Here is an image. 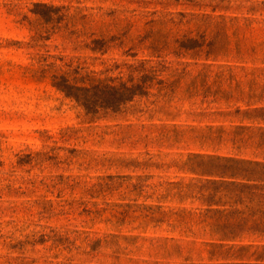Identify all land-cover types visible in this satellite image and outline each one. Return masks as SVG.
Masks as SVG:
<instances>
[{"label": "rangeland", "instance_id": "obj_1", "mask_svg": "<svg viewBox=\"0 0 264 264\" xmlns=\"http://www.w3.org/2000/svg\"><path fill=\"white\" fill-rule=\"evenodd\" d=\"M202 37L227 56L180 49ZM154 49L169 103L92 117L52 85ZM195 154L264 160V0H0V264H264V236L220 240L223 207L185 194Z\"/></svg>", "mask_w": 264, "mask_h": 264}, {"label": "trees", "instance_id": "obj_2", "mask_svg": "<svg viewBox=\"0 0 264 264\" xmlns=\"http://www.w3.org/2000/svg\"><path fill=\"white\" fill-rule=\"evenodd\" d=\"M94 44L92 50L102 54L106 52L107 41L95 40ZM180 49L194 52L192 56L195 59L203 55L205 60L213 61L219 56H227L228 51L214 46L213 40L205 43L204 37L201 40L189 39L180 45ZM160 50L154 49V52ZM237 52L240 53V49ZM173 53L180 55L177 51ZM154 56L158 60L143 59L137 64L125 65L126 80L122 76L96 77L97 72L87 71L82 63L74 66L72 62H66L62 73L52 75V85L92 117L101 112H119L137 98L153 97L154 104L161 101L169 103L173 100L174 82L169 84L162 78L161 68H165L166 60L161 59L160 53ZM193 159L198 162L195 166L189 165V170L199 172L205 178L197 180L202 182L200 185L186 186L185 194L190 192V196L206 202L209 207H223L221 210L208 208L204 214L207 219L211 211L216 214L213 223L208 225L214 235L220 240L235 239L247 232L264 236V160L201 154L193 155Z\"/></svg>", "mask_w": 264, "mask_h": 264}]
</instances>
